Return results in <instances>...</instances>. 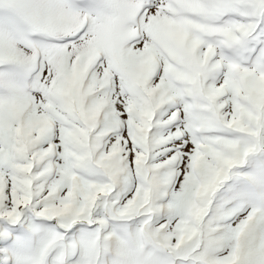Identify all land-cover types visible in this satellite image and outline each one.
Masks as SVG:
<instances>
[{
    "label": "snow or ice",
    "instance_id": "snow-or-ice-1",
    "mask_svg": "<svg viewBox=\"0 0 264 264\" xmlns=\"http://www.w3.org/2000/svg\"><path fill=\"white\" fill-rule=\"evenodd\" d=\"M0 264H264V0H0Z\"/></svg>",
    "mask_w": 264,
    "mask_h": 264
}]
</instances>
